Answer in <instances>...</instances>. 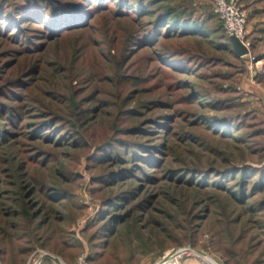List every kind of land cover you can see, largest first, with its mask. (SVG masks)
<instances>
[{
	"label": "rangeland",
	"instance_id": "1",
	"mask_svg": "<svg viewBox=\"0 0 264 264\" xmlns=\"http://www.w3.org/2000/svg\"><path fill=\"white\" fill-rule=\"evenodd\" d=\"M50 1L0 0V264H264V0L240 58L213 0Z\"/></svg>",
	"mask_w": 264,
	"mask_h": 264
},
{
	"label": "built area",
	"instance_id": "2",
	"mask_svg": "<svg viewBox=\"0 0 264 264\" xmlns=\"http://www.w3.org/2000/svg\"><path fill=\"white\" fill-rule=\"evenodd\" d=\"M213 11L221 21L226 35L236 37L248 48L249 54V41L245 39L246 13L238 0H213ZM187 258H194L199 264H222L191 245L171 248L155 264H181Z\"/></svg>",
	"mask_w": 264,
	"mask_h": 264
},
{
	"label": "trees",
	"instance_id": "3",
	"mask_svg": "<svg viewBox=\"0 0 264 264\" xmlns=\"http://www.w3.org/2000/svg\"><path fill=\"white\" fill-rule=\"evenodd\" d=\"M87 1H90V2H92V1H95V0H87ZM42 4V3H41ZM41 4H38L39 6H37V4H36V6H35V8L38 10L39 9V7L41 6ZM81 5H83V3H81V1H75V2H70V3H62V2H59V1H57V0H54V1H50V3H48V5H44L43 4V6H41V7H43V8H46L47 10H49L50 11V13H52L51 14V17L52 18H55V16H62V15H67V12L68 13H70V14H68V15H70V16H74V15H78V14H81V13H78L77 14V12H78V9L79 10H82L83 9V6H81ZM0 19H2L1 21H3V20H6L5 18H4V11H3V9L0 7ZM80 12V11H79ZM168 13H171V12H168ZM18 14V13H17ZM172 14V13H171ZM179 15V14H178ZM178 15H176V16H178ZM54 16V17H53ZM179 18V17H178ZM176 20V19H175ZM164 19L162 20V18L161 19H159L156 23H155V32H157V31H159L158 30V26L159 25H161L162 23H165L166 24V22L164 21ZM222 24V23H221ZM164 25V24H163ZM163 25H161V26H163ZM222 26V25H221ZM160 27V26H159ZM188 28H189V25H188ZM224 28V27H223ZM193 31V30H192ZM226 42H227V45H228V47H229V49L231 50V52H232V54L234 55V57H236V58H240V57H237L236 55H235V53H234V51H233V47H232V44H231V42L229 41V39H228V36L226 35ZM243 177V176H242ZM214 185H220V182H215L214 183Z\"/></svg>",
	"mask_w": 264,
	"mask_h": 264
},
{
	"label": "water",
	"instance_id": "4",
	"mask_svg": "<svg viewBox=\"0 0 264 264\" xmlns=\"http://www.w3.org/2000/svg\"><path fill=\"white\" fill-rule=\"evenodd\" d=\"M229 41L232 44L233 51L237 57H242L248 53V48L234 36L228 37Z\"/></svg>",
	"mask_w": 264,
	"mask_h": 264
},
{
	"label": "crops",
	"instance_id": "5",
	"mask_svg": "<svg viewBox=\"0 0 264 264\" xmlns=\"http://www.w3.org/2000/svg\"><path fill=\"white\" fill-rule=\"evenodd\" d=\"M186 262H187L186 264H192V263H194V260L188 259Z\"/></svg>",
	"mask_w": 264,
	"mask_h": 264
}]
</instances>
